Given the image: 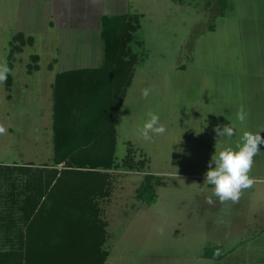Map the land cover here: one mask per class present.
<instances>
[{"label":"rangeland","instance_id":"1","mask_svg":"<svg viewBox=\"0 0 264 264\" xmlns=\"http://www.w3.org/2000/svg\"><path fill=\"white\" fill-rule=\"evenodd\" d=\"M35 2L0 0V63L11 69L0 84V124L7 129L0 135V264H48L29 252L32 235L25 234L17 212L25 204L16 210L12 197L32 193L20 194L28 175L17 179L15 169L66 170L65 162L55 164L56 101L86 99L94 79L64 71L104 52L98 35L74 32L63 39L59 30L42 33L50 10L33 8ZM130 5V15L138 16L132 23L140 26L130 43L138 60L130 87L123 86L129 79L120 80L124 97L111 166L73 169L80 174L72 198L97 191L94 203L107 225L101 248L106 264H247L251 251L264 250V145L250 173L255 183L238 203L222 204L216 197L214 204L206 203L212 186L204 180L215 152L235 148L244 131L264 128L262 83L253 84L261 73L254 65L264 56V40L259 46L256 38L264 33V0H130ZM32 12L42 22L31 31L41 34L21 38L19 27L37 16ZM247 45L255 54L251 67L242 65L249 58ZM247 68L250 80L244 77ZM107 75L111 82L113 74ZM145 88L151 89L147 99L141 95ZM241 107L247 114L243 124L236 115ZM149 113L159 115L166 132L146 141L139 129ZM230 123L236 135L219 139L214 128ZM150 184L156 189L153 204L140 197ZM8 214L14 215V227L7 226ZM217 249L226 259L207 258Z\"/></svg>","mask_w":264,"mask_h":264},{"label":"trees","instance_id":"2","mask_svg":"<svg viewBox=\"0 0 264 264\" xmlns=\"http://www.w3.org/2000/svg\"><path fill=\"white\" fill-rule=\"evenodd\" d=\"M134 20L138 21L137 15L103 19L104 65L100 69L83 72L93 75L94 79L92 92L80 100L85 102L83 106L74 99L72 104H68L64 98H57L55 164L58 166L65 162L66 170L15 169L17 179L28 175L24 192L22 190L20 194L32 193L22 199L12 197L15 206L21 202L25 204L18 210L17 206L15 208L22 213L20 216L27 226L25 234L32 235L29 252L44 262L46 259L48 264H66L65 259L68 264H106L108 255L101 248L107 225L100 219V210L94 203L97 191L92 190L83 198L74 200L72 195L80 173L73 169H107L111 166L112 146L116 142L114 127L124 97V92L120 94L123 89L120 80L123 77L129 79L123 86L130 87L138 60L130 47L132 32L140 29V26L133 25ZM18 36L22 38L24 34ZM108 72L113 74L111 82ZM141 193L142 200L148 204L155 203L156 189L152 184L144 186ZM14 215L8 214L7 226H15ZM19 233L22 240L25 234L22 230ZM78 238L82 241L80 246ZM79 252L82 253L81 260Z\"/></svg>","mask_w":264,"mask_h":264},{"label":"clouds","instance_id":"3","mask_svg":"<svg viewBox=\"0 0 264 264\" xmlns=\"http://www.w3.org/2000/svg\"><path fill=\"white\" fill-rule=\"evenodd\" d=\"M11 69L7 62L0 63V84L6 83ZM151 89L142 90V98L147 99ZM237 119L243 124L247 119V114L243 107L237 111ZM150 118L139 129V135L146 141L152 140L153 136L163 135L166 127L160 122V117L156 113H149ZM207 126V125H206ZM205 126V127H206ZM7 129L0 124V135L5 134ZM214 132L220 138H232L236 135L235 127L230 123L228 125H217ZM264 128L258 132L244 131L237 142L235 148L224 146L212 156L208 164V170L205 173V180L208 185L212 186L211 194L206 196V203L212 205L215 203L213 197L218 198L220 203L231 201L233 204L238 203L243 192L253 186L255 178L250 175L254 166L255 157L261 154V145H264V137L261 133ZM215 145L218 144V141ZM213 163L215 167H213ZM162 234L163 229L159 230ZM221 251L217 249L214 256L219 257Z\"/></svg>","mask_w":264,"mask_h":264},{"label":"crops","instance_id":"4","mask_svg":"<svg viewBox=\"0 0 264 264\" xmlns=\"http://www.w3.org/2000/svg\"><path fill=\"white\" fill-rule=\"evenodd\" d=\"M33 1V0H31ZM28 4V3H25ZM32 4V3H31ZM33 8H49L50 15L46 18H44V23L46 24L45 27H43L42 33H49V30H59L61 31L63 35V39H72V33L79 32L82 35L86 33V36L88 37H94V35L100 36V38L103 41L102 38V23L103 19L105 17H111V16H118V15H130L128 12L127 7L129 8L130 0H37L33 5H31ZM121 8H124L122 11ZM19 14V13H18ZM37 15L35 12H32V15ZM131 16H133L131 14ZM30 22V21H28ZM28 22L22 21L21 23L28 24ZM42 22L40 19V16L37 15L35 18H33V21L29 23L28 26L19 27L18 34H25V33H31L30 35H38L41 33H37L31 31L32 29H38L39 27H36L35 24ZM20 23V24H21ZM65 33H67V36L64 37ZM70 33V34H69ZM249 33H251L249 29ZM69 36V37H68ZM98 36L96 38H98ZM95 38V39H96ZM258 40V45L262 46V42L264 40V33L260 34ZM247 39L251 41V34L247 35ZM248 41V42H249ZM68 43V42H65ZM104 43V41H103ZM264 44V43H263ZM264 50V46H262ZM248 48V49H247ZM247 51L248 54L247 61H243L244 63L242 65L246 64L250 65L251 67V59L252 56L255 55L253 50H251V45H247ZM253 49V48H252ZM262 50H260L261 52ZM259 52V53H260ZM263 53V52H262ZM264 54V53H263ZM101 54L93 55L92 58H94L95 61H89L86 64L82 63V66L74 65L73 67L67 68V71H64L66 73L70 72H84V71H90V70H97L100 69L104 65V52ZM244 59V58H243ZM238 65V64H235ZM254 65V64H252ZM254 66L258 71L261 73L254 76V82L253 84L257 83L259 84V80L261 81L263 92L259 93V96L264 95V56L263 59L259 62V64H256ZM244 77L247 79H251V69L247 68L245 71ZM86 94V93H84ZM257 251H251V260L248 259L247 264H264V250L258 251L259 249L256 248ZM210 260H213L214 258L218 259H226V256L224 254H221L219 257H216L214 255H210Z\"/></svg>","mask_w":264,"mask_h":264}]
</instances>
